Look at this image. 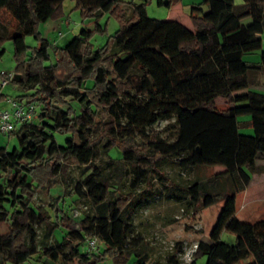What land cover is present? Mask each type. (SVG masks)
Returning <instances> with one entry per match:
<instances>
[{"label":"trees","instance_id":"trees-1","mask_svg":"<svg viewBox=\"0 0 264 264\" xmlns=\"http://www.w3.org/2000/svg\"><path fill=\"white\" fill-rule=\"evenodd\" d=\"M65 1L0 0V43L27 35L38 41L30 52L26 45L15 50L10 84L22 94L13 98L35 104L37 112L32 121L8 133L17 146L10 151L0 146V227L6 228L0 232V264H25L32 258L63 264L48 241L67 216L59 210V222H51L34 206V196L46 182L64 175L69 163L83 175L77 196L85 198L84 188L94 183L104 187L107 196L96 206L89 204L92 217L87 216L83 232L64 235L61 245L72 251L70 261L102 264L109 257L114 264H124L133 254L136 264H146L142 240L132 225L133 213L144 200L132 194L115 198L118 188L94 163L98 142L91 137V124L101 112L107 115L98 123L106 138L102 149L116 156L110 155L106 166L116 168L124 160L133 192L147 182L152 164L172 158L182 169L224 168L188 188L195 208L223 202L208 243L196 245L191 264L199 257H205V264H264V218L246 223L236 217V197L251 182L257 161L264 160V92L250 88L252 74L264 71V50L258 63L243 59L261 42L264 0H242L239 5L234 0H203L191 6L193 30L148 17L144 3L73 0L84 18L108 14L119 24L97 49L90 39L105 31L98 22L63 47L41 36L40 24L58 18ZM181 1L156 3L170 8ZM202 4L208 5L205 13ZM247 18L250 22L244 23ZM5 97L0 94V101ZM218 99L224 101L223 108L217 107ZM242 115L249 116L251 134L239 132ZM161 120H173V140L158 133L146 137L147 129ZM56 134L65 136L63 144ZM139 136L146 142H139ZM38 227L44 228L40 243ZM223 232L235 242H222ZM94 237L104 251L81 252L86 238ZM175 250L182 254L180 245ZM167 264H180L179 257L170 256Z\"/></svg>","mask_w":264,"mask_h":264},{"label":"rangeland","instance_id":"rangeland-1","mask_svg":"<svg viewBox=\"0 0 264 264\" xmlns=\"http://www.w3.org/2000/svg\"><path fill=\"white\" fill-rule=\"evenodd\" d=\"M125 3L134 1L136 4H145L147 16L157 20L175 21L189 30H193L191 22V6L202 3L203 0H182L176 5L167 8L157 5V0H121ZM167 1V0H162ZM236 5L242 3V0H234ZM202 13L208 11V5H201ZM195 12V15H201ZM104 25L105 31L96 32L90 39V43L94 49L104 45L110 35H112L119 27L117 20L108 14H102L98 17L84 18L79 9L75 7L73 0H66L63 3L62 14L56 18L49 20L46 24H40L39 31L43 38H47L52 45L57 47L65 46L69 40L77 35L81 29H93L96 23ZM250 22L247 18L244 23ZM49 23V24H48ZM48 24V25H47ZM26 45L27 52H30L38 45L37 39L32 35L20 38L14 42L4 40L0 43V78L3 74L13 72L16 67L15 50ZM264 50V31L261 34V42L256 45L251 53L243 56V59L258 63L260 61V53ZM51 59H53L52 50L50 49ZM50 60L45 61L49 64ZM252 85L250 88L256 91L264 92V71L252 74ZM242 91V90H241ZM239 91L238 93H240ZM0 94L7 97H16L22 94L21 90L16 89L11 84L4 87L0 86ZM224 101L218 99L216 105L223 108ZM107 120L105 112H101L95 117L92 128V139L97 140V156L94 163L101 165L103 174L109 180L113 187H117L115 198L132 194L137 196L139 200H144L143 206L135 210L132 217V225L134 233L141 238L140 250L147 256L146 264H167L170 256L179 257L180 264H191L194 256L196 245L200 241L208 243L209 235L217 221L219 213L222 209L223 202H217L207 208H195L194 202L188 188L195 180H204L210 175H214L224 168L219 165H207L199 167H188L182 169L175 164L176 158L169 161L152 164L149 179L147 182L141 183L135 192L132 191L131 171L129 165L121 160L119 167L110 168L106 163L110 160V155L116 157L113 153L109 156L103 151L102 145L105 143V137L101 136L102 127L98 123ZM239 132L243 134H251L252 129L249 125V116L242 115L238 117ZM158 133L159 138L171 141L175 137L176 125L173 120H161L146 131V137H151ZM146 137L139 136V142H146ZM65 136L56 134V139L60 144L64 143ZM0 146H4L10 151L17 146V140L14 136L0 133ZM151 155V152L149 153ZM142 164H140L141 166ZM146 168V165H142ZM254 179L253 185L246 187L245 191L239 193L236 197V217L246 223H252L253 219L264 218V192L261 194L263 198L253 201L258 196V190L255 186H262L264 182V160L257 161L256 167L251 173ZM83 175L80 169L73 164H68L65 174L53 178L41 187L34 196V206L41 208L46 212L51 222H59L56 215L66 214L67 219L59 223L52 237L49 238L48 244L56 247L63 264H76V261H70L73 253L68 248L63 247L62 240L68 231L83 232L92 217L90 205L96 206L107 200L105 188L97 183L91 185L90 188H84L85 198H81L76 194V187L82 180ZM251 186V193H250ZM263 190V187H262ZM257 193V194H256ZM90 204V205H89ZM60 210V211H59ZM6 231V228L0 227V232ZM39 243L44 236V228H36ZM221 241L227 244H233L235 237L229 233L223 232ZM85 243L80 247V251H90L86 248ZM180 245L182 254L176 253V246ZM97 251L103 252L102 243H97ZM93 252L94 251H90ZM102 264H114V261L106 257ZM205 257H199L196 264H205ZM45 261H39L38 258H32L25 264H44ZM50 264V263H47ZM124 264H136V257L130 254L126 257Z\"/></svg>","mask_w":264,"mask_h":264},{"label":"built area","instance_id":"built-area-1","mask_svg":"<svg viewBox=\"0 0 264 264\" xmlns=\"http://www.w3.org/2000/svg\"><path fill=\"white\" fill-rule=\"evenodd\" d=\"M12 72L3 74L0 78V86L10 84ZM37 112V106L33 103L19 102L12 97H5L0 101V133L8 134L19 124L33 120ZM98 239L96 237L86 241V248L90 251L97 250Z\"/></svg>","mask_w":264,"mask_h":264},{"label":"crops","instance_id":"crops-1","mask_svg":"<svg viewBox=\"0 0 264 264\" xmlns=\"http://www.w3.org/2000/svg\"><path fill=\"white\" fill-rule=\"evenodd\" d=\"M46 23H47V22H46ZM46 23H44V24H46ZM48 24H49V23H48ZM48 24H47V25H48ZM252 178H253V176H252ZM253 182H254V179H253V180L251 179V182L249 183V185L252 186V185H253ZM249 185H248V186H249ZM248 186H247V187H248ZM251 186H250V190H249L250 193H251ZM255 187H256L257 190H258V196H257V198H256V195H255V199H253V201L256 203L257 200H259L260 198H263V197L261 196V194H263V192H264V182H263V185H262V186H255V185H254V188H255ZM262 187H263V190H262ZM256 194H257V193H256ZM263 196H264V195H263ZM237 219H238V218H237ZM238 220H239V219H238ZM253 220H254L253 222L258 221L257 218H256V219H253ZM259 220H260V219H259ZM239 221H240V220H239ZM253 222H252V223H253Z\"/></svg>","mask_w":264,"mask_h":264}]
</instances>
